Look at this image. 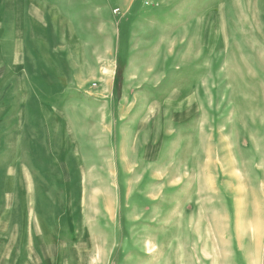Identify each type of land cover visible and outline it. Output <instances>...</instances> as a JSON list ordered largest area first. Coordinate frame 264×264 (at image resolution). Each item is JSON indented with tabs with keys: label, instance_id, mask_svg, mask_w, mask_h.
Returning <instances> with one entry per match:
<instances>
[{
	"label": "rangeland",
	"instance_id": "374dc122",
	"mask_svg": "<svg viewBox=\"0 0 264 264\" xmlns=\"http://www.w3.org/2000/svg\"><path fill=\"white\" fill-rule=\"evenodd\" d=\"M0 264H264V0H0Z\"/></svg>",
	"mask_w": 264,
	"mask_h": 264
}]
</instances>
